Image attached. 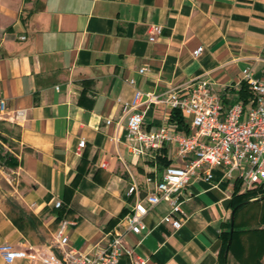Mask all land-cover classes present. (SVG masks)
Segmentation results:
<instances>
[{
	"label": "crops",
	"instance_id": "1",
	"mask_svg": "<svg viewBox=\"0 0 264 264\" xmlns=\"http://www.w3.org/2000/svg\"><path fill=\"white\" fill-rule=\"evenodd\" d=\"M21 2L22 10H0V92L11 120L1 126L15 133L17 162L6 177L8 196L0 199V264H42L10 262L3 247L58 254L103 247L131 208L132 182L145 190L147 178L161 179L179 163L173 146L132 156L125 103L144 114L146 130L174 129L172 111L146 94L163 98L202 79L230 105L239 100L244 69L264 77V0ZM152 26L163 28L154 42ZM199 47L204 50L196 57ZM138 91L143 96L135 101ZM162 153L169 166L159 160ZM214 178L190 181L179 231L160 224L168 212L161 204L144 220L150 232L125 233L126 245L147 264H219L236 184L220 170ZM59 201L69 209L61 218ZM65 218L74 225L60 249L55 236ZM228 264L241 263L229 254Z\"/></svg>",
	"mask_w": 264,
	"mask_h": 264
},
{
	"label": "built area",
	"instance_id": "2",
	"mask_svg": "<svg viewBox=\"0 0 264 264\" xmlns=\"http://www.w3.org/2000/svg\"><path fill=\"white\" fill-rule=\"evenodd\" d=\"M161 26L150 28V41L154 42L162 34ZM203 47L194 55L201 56ZM146 68L140 73H146ZM135 84V80H130ZM242 83L248 84L253 97L248 104L235 101L226 105L213 84L202 80L188 84L182 90H174L163 98L146 94L149 101L158 100L173 111H180L190 128L189 134L176 131L169 125L148 131L144 128V114L132 111L129 103L124 104L127 114L126 141L134 158L159 154L165 147H176L179 163L166 168L161 179L147 178L146 188L133 181L128 196L132 199L131 208L120 221V226L108 234L106 244L92 253L74 250L40 253L15 250L3 247L8 261L25 259L42 264H120L124 257L130 264H147L148 259L141 257L125 242V233L140 235L149 233L145 218L155 207L166 204L168 212L160 224L178 230L183 226L185 190L193 178H204L212 182L214 171L220 170L222 179L239 183L243 192L264 186V77L256 78L251 68L242 72ZM143 93L138 91L135 101ZM24 112H18L21 116ZM5 97L0 92V122L11 121ZM111 124V120L106 121ZM85 140L79 143V150L85 147ZM62 207L59 201L55 206ZM74 223L62 219L57 231L56 241L60 249L69 244L68 229ZM122 227V229H121Z\"/></svg>",
	"mask_w": 264,
	"mask_h": 264
},
{
	"label": "trees",
	"instance_id": "3",
	"mask_svg": "<svg viewBox=\"0 0 264 264\" xmlns=\"http://www.w3.org/2000/svg\"><path fill=\"white\" fill-rule=\"evenodd\" d=\"M253 93L249 88L248 84L244 83L239 92V100L248 104ZM171 125L177 131H182L189 134L190 128L184 118L182 117L180 111L173 110L170 119ZM164 150V149H163ZM162 150V151H163ZM5 160L9 165L16 166L17 162L14 160L7 161V157H0ZM159 160L164 163L165 166H169L172 160L165 154H160L158 156ZM240 185L236 183V191L233 195L231 206L233 210H236V219L234 225V231L231 233V221L228 222L226 230L221 234L222 248L219 253V264H228L229 254H232L237 261L241 264H263L262 259L264 256V229L263 228H245L239 224V215L242 209L252 203L250 201L257 195V193L264 194V186L259 187L261 190H247L244 192H239ZM263 189V190H262ZM262 194V195H263ZM61 218L65 212H69L67 206L59 208ZM21 218H24L21 216ZM246 238V240H245ZM231 241V243H229Z\"/></svg>",
	"mask_w": 264,
	"mask_h": 264
},
{
	"label": "rangeland",
	"instance_id": "4",
	"mask_svg": "<svg viewBox=\"0 0 264 264\" xmlns=\"http://www.w3.org/2000/svg\"><path fill=\"white\" fill-rule=\"evenodd\" d=\"M0 10H22L21 0H0ZM4 17L0 15V24L3 25ZM5 23V22H4ZM0 122V157H7V161L15 160L11 150L14 147V142L12 137L15 136L14 131L11 127L2 125ZM171 152V151H170ZM12 167L5 160L0 158V199H3L5 196H8L7 191L4 189L7 182V174L10 173L9 168ZM9 186V185H8ZM256 190H261L256 188ZM263 190V189H262ZM239 191H243V187L240 185ZM257 193L254 198L246 205L240 215H239V224L245 228H263L264 229V194ZM13 209H17L16 206H13ZM236 219V218H235Z\"/></svg>",
	"mask_w": 264,
	"mask_h": 264
},
{
	"label": "water",
	"instance_id": "5",
	"mask_svg": "<svg viewBox=\"0 0 264 264\" xmlns=\"http://www.w3.org/2000/svg\"><path fill=\"white\" fill-rule=\"evenodd\" d=\"M236 210L232 212V218H231V233L234 231V225H235V218H236ZM232 240H230L229 243H231Z\"/></svg>",
	"mask_w": 264,
	"mask_h": 264
}]
</instances>
